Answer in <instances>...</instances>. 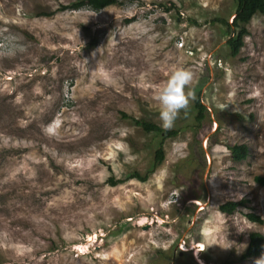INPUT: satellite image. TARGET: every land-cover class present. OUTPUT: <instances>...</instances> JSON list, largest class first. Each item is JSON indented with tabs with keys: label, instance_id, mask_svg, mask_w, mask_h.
Returning <instances> with one entry per match:
<instances>
[{
	"label": "rangeland",
	"instance_id": "rangeland-1",
	"mask_svg": "<svg viewBox=\"0 0 264 264\" xmlns=\"http://www.w3.org/2000/svg\"><path fill=\"white\" fill-rule=\"evenodd\" d=\"M70 2L0 0V264H255L264 247L241 255L264 236L261 14L231 56L216 18L231 22L234 0L58 10ZM178 67L191 98L161 139L130 117L160 126L155 96ZM134 171L146 181L125 180Z\"/></svg>",
	"mask_w": 264,
	"mask_h": 264
},
{
	"label": "trees",
	"instance_id": "trees-1",
	"mask_svg": "<svg viewBox=\"0 0 264 264\" xmlns=\"http://www.w3.org/2000/svg\"><path fill=\"white\" fill-rule=\"evenodd\" d=\"M118 1L119 0H71L69 4L60 6L58 10H65V9L75 10L81 7H86L94 11H98L106 6L118 3ZM234 3L236 5L231 22H229L227 19L216 18V20L220 21L222 24L226 26V31H227L226 44L228 45L229 53L231 56L237 55L238 52L240 51V48L244 44L243 36L247 34L245 26L255 13L261 14L264 23V0H234ZM172 7L174 6L171 4L170 6H164L163 9L165 11H169ZM51 14L52 13H43V15H51ZM91 44L94 45L95 40L92 39ZM194 107H195L194 120L195 122L199 123L203 119L206 112V106L201 102L199 95L195 98ZM130 119L135 125L141 126V128L144 131L154 132L161 139H163L164 137H174L178 133L177 129L165 130L160 126L145 121L143 119H137L134 117H130ZM230 151H231L232 159L235 161H240L246 157L248 149L245 144H240V145L231 146ZM163 159H164V150L160 142L159 147L155 150L152 168L158 166L163 161ZM147 177H148L147 174L142 175L134 171L126 175L125 180L134 178L144 182L146 181ZM253 179L257 184L264 186V170L262 175H255ZM122 181L123 180H114L112 177L108 178V182H110L112 186ZM246 203H247L246 198H242L238 201L229 200L219 204L217 206V209L225 214H233L235 211H237L238 207L245 206ZM244 216L251 222L262 223V219L260 218V216L255 214L254 212H244ZM263 247H264V236L259 232H251L249 235L248 246L246 250L242 253L241 259L244 260L250 257H255L260 255Z\"/></svg>",
	"mask_w": 264,
	"mask_h": 264
},
{
	"label": "clouds",
	"instance_id": "clouds-1",
	"mask_svg": "<svg viewBox=\"0 0 264 264\" xmlns=\"http://www.w3.org/2000/svg\"><path fill=\"white\" fill-rule=\"evenodd\" d=\"M191 81V72L178 67L170 73L166 83L159 88L155 100L159 104V121L163 129L172 128L179 112L187 108L191 93H186L185 89ZM255 264H264V255L257 258Z\"/></svg>",
	"mask_w": 264,
	"mask_h": 264
},
{
	"label": "bare ground",
	"instance_id": "bare-ground-1",
	"mask_svg": "<svg viewBox=\"0 0 264 264\" xmlns=\"http://www.w3.org/2000/svg\"><path fill=\"white\" fill-rule=\"evenodd\" d=\"M191 202H192V203H199V204H200V202H198L197 200H191ZM201 245H202V244L199 243V245H197V246L199 247V246H201ZM202 264H203V263H202Z\"/></svg>",
	"mask_w": 264,
	"mask_h": 264
},
{
	"label": "built area",
	"instance_id": "built-area-1",
	"mask_svg": "<svg viewBox=\"0 0 264 264\" xmlns=\"http://www.w3.org/2000/svg\"><path fill=\"white\" fill-rule=\"evenodd\" d=\"M262 209H263V207H262Z\"/></svg>",
	"mask_w": 264,
	"mask_h": 264
}]
</instances>
